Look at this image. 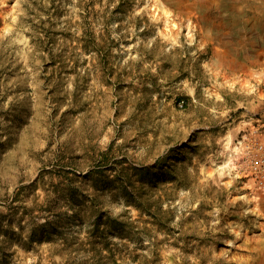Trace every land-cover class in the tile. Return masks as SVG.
<instances>
[{
	"label": "rangeland",
	"instance_id": "rangeland-1",
	"mask_svg": "<svg viewBox=\"0 0 264 264\" xmlns=\"http://www.w3.org/2000/svg\"><path fill=\"white\" fill-rule=\"evenodd\" d=\"M0 264H264V0H0Z\"/></svg>",
	"mask_w": 264,
	"mask_h": 264
}]
</instances>
